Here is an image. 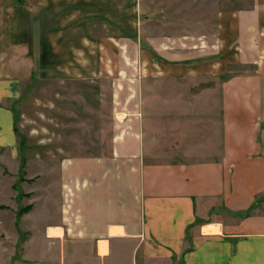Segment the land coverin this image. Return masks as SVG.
Returning <instances> with one entry per match:
<instances>
[{"label": "crops", "instance_id": "0c3cea01", "mask_svg": "<svg viewBox=\"0 0 264 264\" xmlns=\"http://www.w3.org/2000/svg\"><path fill=\"white\" fill-rule=\"evenodd\" d=\"M38 79L93 84L111 105L108 154L82 159L68 224L47 230L72 258L264 264V0L0 2V148Z\"/></svg>", "mask_w": 264, "mask_h": 264}, {"label": "rangeland", "instance_id": "374dc122", "mask_svg": "<svg viewBox=\"0 0 264 264\" xmlns=\"http://www.w3.org/2000/svg\"><path fill=\"white\" fill-rule=\"evenodd\" d=\"M11 1L15 0H0ZM98 91L93 84L81 82L58 85L38 79L23 83L20 98L12 104L16 145L0 148V264H73L77 260L87 264L88 249L72 258V249L63 246L65 240L49 236L47 230L68 224V204L75 188L79 181L87 184L90 179L82 159L108 154L103 145L112 139V121L100 113L102 106L110 111L111 105L97 99ZM210 212L226 220L227 212L219 203ZM258 212H264V206ZM204 222L208 225L203 234L200 231L202 236L219 228V221L212 218ZM57 233L63 235L60 229L50 234ZM185 234V241L192 242L186 246L191 247L197 244L195 237H202L193 229ZM67 235L68 240L72 233ZM117 260L121 264L114 253L107 264ZM166 264L180 263L172 258Z\"/></svg>", "mask_w": 264, "mask_h": 264}]
</instances>
